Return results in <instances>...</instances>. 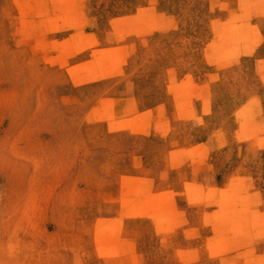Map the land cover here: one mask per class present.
Returning a JSON list of instances; mask_svg holds the SVG:
<instances>
[{"label": "rangeland", "instance_id": "1", "mask_svg": "<svg viewBox=\"0 0 264 264\" xmlns=\"http://www.w3.org/2000/svg\"><path fill=\"white\" fill-rule=\"evenodd\" d=\"M0 264H264V0H0Z\"/></svg>", "mask_w": 264, "mask_h": 264}]
</instances>
